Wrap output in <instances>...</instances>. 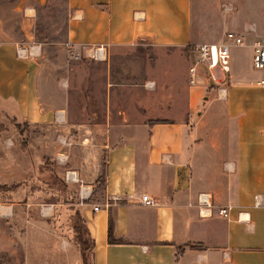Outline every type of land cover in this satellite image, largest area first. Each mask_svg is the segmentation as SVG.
<instances>
[{"label":"crops","instance_id":"0c3cea01","mask_svg":"<svg viewBox=\"0 0 264 264\" xmlns=\"http://www.w3.org/2000/svg\"><path fill=\"white\" fill-rule=\"evenodd\" d=\"M48 1L12 0L18 39L0 19V101L3 113H10L11 103L14 116L54 124L63 111L41 100L40 47L32 44L39 8ZM64 2L66 43L85 57H94L97 48L104 52L97 57L102 60L112 47L175 48L191 40L192 0ZM245 11L240 24L217 40L227 32L245 37L247 43L239 47L246 48L251 64L254 45L264 38V17L254 7ZM254 15L262 17L259 27L244 18ZM240 57L242 51L232 52L225 91L204 76L193 85L188 81L182 117L94 123L107 130L96 143L106 151L99 196H92L99 165L85 182L84 166L71 170V182L91 190L80 207L93 240L91 264H264V87L259 83L264 70L253 74L240 65ZM138 124L144 128L140 136L115 135L117 127ZM202 192L217 206L230 205V217H201L196 200ZM142 195L154 203L143 204ZM256 195L259 206H254ZM12 211L13 203L0 200V221ZM109 226L114 242L108 240Z\"/></svg>","mask_w":264,"mask_h":264},{"label":"rangeland","instance_id":"374dc122","mask_svg":"<svg viewBox=\"0 0 264 264\" xmlns=\"http://www.w3.org/2000/svg\"><path fill=\"white\" fill-rule=\"evenodd\" d=\"M64 1L49 0L39 8L32 43L40 47L41 100L47 107L62 110L63 118L54 124L29 122L14 116L11 103L10 113H3L0 101V200L13 203L12 213L0 221V264H85L80 248L91 242L80 214L81 182H71L68 174L84 166L88 176L80 178L85 182L92 179L95 166L99 165L101 174L105 169L106 151L96 143L107 130L94 123L182 117L191 48L218 43L224 32L240 24L246 7H254L264 17V0H192L191 40L185 47H112L99 60L75 57L67 45ZM11 2L0 0V19L4 18L11 35L18 39L19 18L11 13ZM244 18L258 27L262 20L257 15ZM227 43L229 66L232 52L240 50L239 63L244 69L263 72L254 67L253 60L247 63L244 46L234 45L233 40ZM131 127H117L115 135L128 131L127 136H140L144 129L139 124ZM101 187V178H94L95 198ZM90 252L87 247V264H91Z\"/></svg>","mask_w":264,"mask_h":264},{"label":"built area","instance_id":"2783aa9c","mask_svg":"<svg viewBox=\"0 0 264 264\" xmlns=\"http://www.w3.org/2000/svg\"><path fill=\"white\" fill-rule=\"evenodd\" d=\"M228 40H233V44L241 46L244 41L241 36L236 35L234 32H227L223 41L219 43H200L191 48L188 65V81L193 85L198 82V78L204 76L211 86H216L220 91H225L228 81V61H229V48ZM70 49L71 46L67 43ZM75 52V51H74ZM75 57L80 56V53L75 52ZM94 57H104L103 50L97 48L96 53L92 54ZM253 64L257 69L264 70V38L262 41L257 42L253 48ZM218 71V73L216 72ZM264 87V80L259 82ZM68 179L73 180L72 173L68 175ZM79 196L81 204L91 196V190L88 186H81L79 189ZM141 202L146 205L153 204L154 201L148 195H142ZM261 198L254 196V206H259ZM196 206L198 213L201 217H210L217 215L222 218L228 219L231 213V206L220 205L217 206L213 203L212 197L208 193H200L197 196ZM94 210L98 206H93Z\"/></svg>","mask_w":264,"mask_h":264},{"label":"trees","instance_id":"16d2710c","mask_svg":"<svg viewBox=\"0 0 264 264\" xmlns=\"http://www.w3.org/2000/svg\"><path fill=\"white\" fill-rule=\"evenodd\" d=\"M99 177L102 180V187H103V184H104V172H102V174ZM11 187H9V189H8V187H5V188H7L8 190H11V189H13L14 186H11ZM102 187H101V189H102ZM1 189H3V188H1ZM94 194H95V190H93L92 196ZM110 229H111V226H109V237H108V240H109V242H114L115 239L112 237V234L110 232ZM87 234H88V232H87ZM88 236H89V234H88ZM89 239H90L91 245L90 246H85L86 244H82L84 246V248H82V247L80 248L81 255H82V260H83V263H85V264L88 263V257H87V255L85 253V249L88 247V248H90L92 250V246H93V240L90 237H89ZM180 252H181V248L178 249V252L177 253H180ZM90 254H91V252H90Z\"/></svg>","mask_w":264,"mask_h":264}]
</instances>
